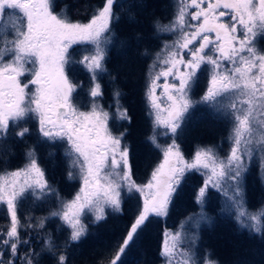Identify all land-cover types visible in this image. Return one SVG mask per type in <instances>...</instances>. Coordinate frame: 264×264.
Listing matches in <instances>:
<instances>
[{
	"label": "snow or ice",
	"instance_id": "snow-or-ice-1",
	"mask_svg": "<svg viewBox=\"0 0 264 264\" xmlns=\"http://www.w3.org/2000/svg\"><path fill=\"white\" fill-rule=\"evenodd\" d=\"M115 2L104 0L88 22L81 23L69 18L66 6L57 10L56 0H0V144L10 134L19 140L31 135V129L23 125L35 119L39 141L65 143L68 176L78 175L82 181L71 201L60 199L38 163L34 147L25 151L23 167L0 172V208L9 219L7 227L0 228V264H40L43 253L51 255L55 264H69L67 248L88 233L81 214L88 209L94 213L92 222L99 223L106 219V207L121 212V192L126 187L144 199L109 262L123 264L121 257L149 217L168 214L173 193L189 170L205 177L196 196L201 211L189 217L197 229L201 222L211 220L203 207L211 187L224 199L222 212L234 215L241 229L264 235V206L249 211L244 192L253 161L264 173V49L259 47L264 39V0H175L168 23L154 19L156 33H169L175 39L163 44L149 66L145 91L152 119L149 141L161 148L157 137L163 128V135H170L172 143L162 149L163 160L144 185L132 179L130 148L124 143L127 130L113 133L108 125L112 113L97 103L103 95L98 77L107 72L104 61L114 37ZM225 16L231 22H222ZM73 45L90 46L77 61L91 77L88 111L75 103L79 85L67 74ZM148 54L147 49L142 53ZM202 71L208 74L207 87L195 100L192 92ZM161 78L163 85L158 83ZM158 87L163 89L166 107L156 94ZM113 95L116 119L130 121L127 109L119 104L120 92ZM196 105L207 106L231 125L226 154L220 153V146H207L197 149L190 162L185 160L176 140ZM0 160L7 163L2 150ZM261 179L264 181V175ZM50 196L59 201L50 216L63 222L68 236L60 245L51 234H45L37 252L21 232H39L49 217L27 215L22 221L19 208L26 200L41 202ZM183 228L165 232L159 252L164 264H219L209 254L199 257L198 234L189 237Z\"/></svg>",
	"mask_w": 264,
	"mask_h": 264
},
{
	"label": "trees",
	"instance_id": "trees-1",
	"mask_svg": "<svg viewBox=\"0 0 264 264\" xmlns=\"http://www.w3.org/2000/svg\"><path fill=\"white\" fill-rule=\"evenodd\" d=\"M103 2L104 0H56L57 10L66 6L69 18L81 23L88 22L93 12L101 7ZM174 10L175 0H116L114 13L117 19L112 23L114 37L113 42L107 46L104 61L107 72L98 77L103 95L97 103L112 113L108 125L113 133L118 134L127 130L124 143L130 148L132 179L138 185L149 181L151 172L162 158V149L172 143L170 135H163V128L158 130L161 134L157 137L161 148H156L149 141L152 135V119L148 114L145 91L149 81V66L153 63L155 53L160 51L165 42L171 43L175 39L169 33H156L153 21L159 19L162 23H168L172 19ZM122 41H126V46H121ZM259 47L264 49V39L260 40ZM145 49L149 53L147 56L142 55ZM88 50L90 46L73 45L69 49L72 63L67 67L70 79L79 85L74 98L82 111L91 108L89 89L92 82L90 73L77 61L87 54ZM207 82V71H202L192 92L193 99L198 100L203 95ZM117 90L120 92L119 104L127 109L130 121L116 119V100L113 93ZM23 126L31 129V135L19 140L10 134L7 141L0 144V150L7 160V163L0 160V172L23 167L26 163L25 151L29 147H34L38 163L44 169L48 182L59 194L60 199L65 202L71 201L81 183L78 175L71 179L68 176L70 162L65 155V143L39 141L35 119H29ZM230 127L229 122L220 114L205 105H196L190 110L189 118L184 125L185 130L177 137L176 142L184 158L189 162L201 147L220 146L218 150L223 155L228 151L227 137ZM9 147L11 152L8 151ZM262 175L264 173L260 172L257 162L253 161L244 181L245 206L252 212L264 206ZM209 189L217 191L215 188ZM217 193L221 198L222 208L224 199L221 193L218 191ZM121 200L122 211L115 212L111 207H106V219L99 223L92 222L94 215L88 210L81 214V220L87 225L88 233L80 242L67 248L69 264H109L119 244L122 243L126 230L134 220L138 207L143 204L140 193L129 192L126 187L121 192ZM58 207L57 197L50 196L41 202L26 200L19 208L22 221L27 215L37 219L49 217L45 221V227L39 232L31 231L30 235L28 232H21L22 238H29L31 246L37 252L41 250L45 234H51L60 245L68 236L66 226H62L63 222L58 217L50 216V213ZM168 208V211L178 219L179 211L176 210L175 203L170 204ZM223 214L226 219L237 224L234 215L226 212ZM8 223L9 219L5 211L0 208V228H6ZM166 228L164 216H150L146 226L135 239V243L121 257L123 264H164L159 252ZM234 235V233L222 234L217 238L208 235L206 240L208 243L203 240L202 242L204 245L208 244L205 246L211 245L208 252L214 255L219 264H264V243L258 244L262 239L264 241V235L261 240H256L258 234L246 229H243L239 236ZM240 237L244 244H249L245 246L240 244L243 247L239 249L241 252L238 250L239 240H237ZM23 251L22 248L21 252ZM39 259L40 264H55L53 257L47 253H43Z\"/></svg>",
	"mask_w": 264,
	"mask_h": 264
},
{
	"label": "rangeland",
	"instance_id": "rangeland-1",
	"mask_svg": "<svg viewBox=\"0 0 264 264\" xmlns=\"http://www.w3.org/2000/svg\"><path fill=\"white\" fill-rule=\"evenodd\" d=\"M221 21L225 22V23L231 22L230 16L222 17ZM84 23H87V22H84ZM213 37H214V34H213ZM169 80H171V78H169ZM158 83L160 85H163V83H164L163 78H161V80ZM162 91H163L162 87H158L156 94H157V96L160 97L161 101L164 102L162 104V106L166 107L167 101H166V97L161 95ZM166 147H167V145H166ZM161 157L162 158H161L160 162H162V160H163V151H162ZM192 171L193 170H189V171L185 172L184 178L182 179L177 191L175 193H173L170 204L173 205V202L175 203V208L177 211H179V213H178L179 215H178V219H176V217L173 216L171 211H168V214L166 216H164L165 222L167 224V228H166L165 232L181 231V225H183L184 226L183 231L189 237L191 236V234L193 232L197 233L199 236V240L197 242L198 256L202 257L206 254H209L210 258L215 260L214 255L211 254L210 252H208L211 245L205 246L208 244H205V245L203 244V242L208 243V242H206V240L208 239V235H211V237H213V238H217L219 235H222V234H228L229 235V233L230 234L234 233L236 236H239L240 233L242 234L243 229H240V227L236 223H233L229 219H226V216H224L223 212L221 211V198L219 197L217 191L210 190V189H208L206 196L204 198V206L203 207H204V211L211 218V220H210V222H201L199 228L198 229L196 228L194 220L190 221L189 217H194L195 214H197L201 211L200 205H198L196 203V196L199 192L200 187L203 186V182H204L205 177L201 174V172H197L195 170H194V172H192ZM150 179H151V175H150L149 180ZM80 183H81L80 184V187H81L82 186L81 180H80ZM147 183H145V184H147ZM80 187H79V189H80ZM209 188H211V187H209ZM79 189L77 190V192L79 191ZM143 199H144V197L141 196L142 203H143ZM87 210L88 209H85L84 211H87ZM88 212H91L92 215H94V213L92 211L88 210ZM190 213L192 215H190ZM178 226H179V228L177 229ZM262 236L263 235L258 234L256 240H261ZM202 240H203V242H202ZM237 240H239L238 250L243 248L242 246H240V244H242L244 246L249 245V244H244L245 242L244 241L242 242L243 239L241 240V237L239 239L237 238ZM262 243H264L263 239L258 244L261 245ZM255 246H258V245H255ZM262 246H260V247H262ZM206 251H207V253H205ZM239 251L241 252V250H239Z\"/></svg>",
	"mask_w": 264,
	"mask_h": 264
}]
</instances>
